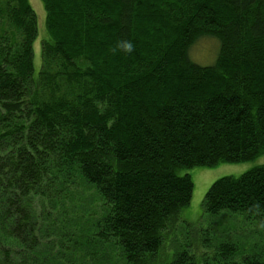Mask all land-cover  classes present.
<instances>
[{
  "label": "trees",
  "instance_id": "1",
  "mask_svg": "<svg viewBox=\"0 0 264 264\" xmlns=\"http://www.w3.org/2000/svg\"><path fill=\"white\" fill-rule=\"evenodd\" d=\"M39 1L35 69L29 1L0 0V264H264V245L177 235L181 171L264 155V0ZM202 214L264 232V165Z\"/></svg>",
  "mask_w": 264,
  "mask_h": 264
},
{
  "label": "rangeland",
  "instance_id": "2",
  "mask_svg": "<svg viewBox=\"0 0 264 264\" xmlns=\"http://www.w3.org/2000/svg\"><path fill=\"white\" fill-rule=\"evenodd\" d=\"M36 17L38 37L32 46L33 67L38 69L40 65V42L45 35V13L39 0H28ZM218 43L212 38H202L197 41L188 52L189 60L202 67L213 65L216 60ZM264 165V155L253 160L238 164H220L213 168H191L181 171V174L189 175L193 183V193L189 205L184 208L180 216V224L177 235L182 239V230L209 231L213 242L230 240L238 243L242 248H248L252 244L264 245V232L259 226L243 223L240 218L212 216L202 214V202L210 185L224 177H239L253 168Z\"/></svg>",
  "mask_w": 264,
  "mask_h": 264
},
{
  "label": "clouds",
  "instance_id": "3",
  "mask_svg": "<svg viewBox=\"0 0 264 264\" xmlns=\"http://www.w3.org/2000/svg\"><path fill=\"white\" fill-rule=\"evenodd\" d=\"M123 48H124L125 51H127V52H131L132 49H133V45H132L131 42H125V43L123 44Z\"/></svg>",
  "mask_w": 264,
  "mask_h": 264
}]
</instances>
